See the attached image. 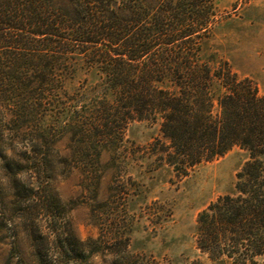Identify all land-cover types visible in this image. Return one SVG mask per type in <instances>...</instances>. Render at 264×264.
Instances as JSON below:
<instances>
[{"label":"trees","instance_id":"16d2710c","mask_svg":"<svg viewBox=\"0 0 264 264\" xmlns=\"http://www.w3.org/2000/svg\"><path fill=\"white\" fill-rule=\"evenodd\" d=\"M216 20L213 0H0V179L9 192L2 209L15 210L6 218L14 245L5 264H92L96 254L115 256L112 247L122 242L111 264H132L127 236L110 237L104 228L82 240L50 210L58 205L39 197H49L59 166L81 171L96 190L102 153L117 155L136 120L159 121L163 140L145 149L179 177L234 147L247 152L235 191L199 213L196 245L212 264H258L264 95L204 50ZM80 69L97 80L68 91ZM7 113L13 118L6 121ZM21 133L32 142L22 164L3 153ZM65 138L70 153L61 156L55 146ZM22 170L26 183L16 178Z\"/></svg>","mask_w":264,"mask_h":264},{"label":"rangeland","instance_id":"374dc122","mask_svg":"<svg viewBox=\"0 0 264 264\" xmlns=\"http://www.w3.org/2000/svg\"><path fill=\"white\" fill-rule=\"evenodd\" d=\"M213 1L217 20L203 44L204 50L217 52L240 77L251 78L259 94L264 95V0ZM96 80L94 72L80 69L65 87L68 91L80 86L89 88ZM29 138L25 133L18 137ZM155 139L163 140L159 121L129 123L117 155L104 151L100 157L101 178L96 190L81 171L73 169L67 174L59 166L48 184L49 197L39 198L57 204L58 209L50 210L68 218L82 240L102 235L104 228L111 231L110 237L127 236L132 264H212L196 245L197 218L218 197L235 191L236 174L248 154L234 147L179 177L170 166L148 154L145 146ZM55 148L61 156L70 153L67 138ZM8 197L5 181L0 179V264L6 263L14 245L6 218L15 210L2 209ZM111 219L117 224H108ZM101 223L106 224L102 227ZM21 248L25 250V242ZM112 249L114 259L109 261V255L102 253L101 264L120 259L116 255L122 253L123 242ZM258 264H264V257L258 259Z\"/></svg>","mask_w":264,"mask_h":264},{"label":"clouds","instance_id":"9594fccd","mask_svg":"<svg viewBox=\"0 0 264 264\" xmlns=\"http://www.w3.org/2000/svg\"><path fill=\"white\" fill-rule=\"evenodd\" d=\"M12 118L13 117L11 113H7L5 116L6 121ZM5 138L7 139V136ZM31 152H32V142L28 140H14L11 142V147H6L3 153L4 156L8 158V160H13L22 164L24 158L20 154L24 153L30 155ZM4 163H5L4 159H0V165H4ZM27 176H28L27 172L22 170L21 172L17 173L16 178L19 182L26 183ZM107 259L111 261L112 259H114V257L109 256ZM92 264H101V258L99 254H96L95 256L92 257Z\"/></svg>","mask_w":264,"mask_h":264}]
</instances>
